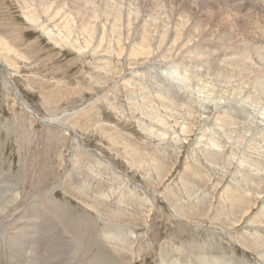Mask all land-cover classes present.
<instances>
[{"label":"rangeland","instance_id":"374dc122","mask_svg":"<svg viewBox=\"0 0 264 264\" xmlns=\"http://www.w3.org/2000/svg\"><path fill=\"white\" fill-rule=\"evenodd\" d=\"M18 244L264 264V0H0V264Z\"/></svg>","mask_w":264,"mask_h":264},{"label":"bare ground","instance_id":"6f19581e","mask_svg":"<svg viewBox=\"0 0 264 264\" xmlns=\"http://www.w3.org/2000/svg\"><path fill=\"white\" fill-rule=\"evenodd\" d=\"M150 4V3H149ZM256 9V8H255ZM251 11V10H250ZM153 15V14H152ZM260 24V23H259ZM48 205H50V204H48ZM54 206V205H53ZM57 206H59V205H57ZM68 206V205H67ZM51 207V206H50ZM60 207V206H59ZM58 207V208H59ZM65 208H66V206H64ZM55 209H56V207H55ZM61 209V208H60ZM66 209H68L69 210V208H66ZM66 209H64V211L66 212ZM56 211V210H55ZM59 211H61V210H59ZM63 211V210H62ZM61 211V212H62ZM68 212V211H67ZM63 214V213H62ZM67 214V213H66ZM65 213H64V215H66ZM58 215H60V214H58ZM63 215V216H64ZM63 218V217H62ZM64 219V218H63ZM67 222V221H66ZM73 223H74V221H73ZM78 223H80V222H78ZM81 224V223H80ZM76 226H77V224H76ZM76 229V228H75ZM93 232V231H92ZM28 234H29V231L28 230H23V231H21L20 232V235H21V237H23V238H27V236H28ZM89 234V233H88ZM76 239V238H75ZM82 242V241H81ZM98 244V243H97ZM105 244V243H104ZM20 244H18L15 248H12V249H8V250H10V252H12V253H15L16 252V256H15V259H19L20 261H21V263L23 262V264L25 263V264H28V262L27 261H24V260H22V259H20V255H22L23 253H26V247L25 246H23V248H21L20 246H19ZM2 249V248H1ZM1 252V251H0ZM3 252H6V250L4 249V251ZM31 254V253H30ZM13 255V254H12ZM113 254L111 253V252H108V255L106 256L107 257V259H108V261H110L111 260V258H113ZM202 258V257H201ZM104 259H106V258H104ZM103 259V260H104ZM8 259L5 257V258H3V259H0V262H6ZM106 261V260H105ZM104 261V262H105ZM90 262V264L92 263V261L90 260L89 261ZM107 262V261H106ZM103 263V262H102ZM102 263H99V262H96V261H93V263L92 264H102ZM10 264H13V261L12 260H10Z\"/></svg>","mask_w":264,"mask_h":264}]
</instances>
